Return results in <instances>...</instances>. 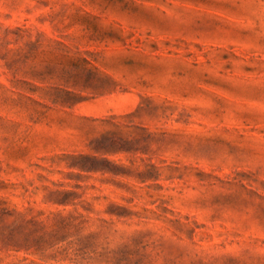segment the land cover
Here are the masks:
<instances>
[{"label":"rangeland","instance_id":"rangeland-1","mask_svg":"<svg viewBox=\"0 0 264 264\" xmlns=\"http://www.w3.org/2000/svg\"><path fill=\"white\" fill-rule=\"evenodd\" d=\"M0 264H264V0H0Z\"/></svg>","mask_w":264,"mask_h":264}]
</instances>
